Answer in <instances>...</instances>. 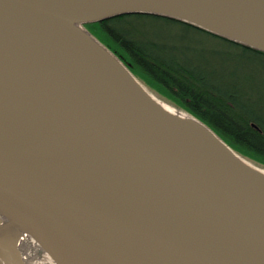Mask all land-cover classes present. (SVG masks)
I'll return each instance as SVG.
<instances>
[{"label": "water", "instance_id": "1", "mask_svg": "<svg viewBox=\"0 0 264 264\" xmlns=\"http://www.w3.org/2000/svg\"><path fill=\"white\" fill-rule=\"evenodd\" d=\"M134 13L264 52V0H0V264H264V170L83 27Z\"/></svg>", "mask_w": 264, "mask_h": 264}, {"label": "trees", "instance_id": "2", "mask_svg": "<svg viewBox=\"0 0 264 264\" xmlns=\"http://www.w3.org/2000/svg\"><path fill=\"white\" fill-rule=\"evenodd\" d=\"M83 27L137 80L264 165V52L159 15H116ZM189 35L202 41L186 43Z\"/></svg>", "mask_w": 264, "mask_h": 264}, {"label": "bare ground", "instance_id": "3", "mask_svg": "<svg viewBox=\"0 0 264 264\" xmlns=\"http://www.w3.org/2000/svg\"><path fill=\"white\" fill-rule=\"evenodd\" d=\"M153 97V96H152ZM158 104L165 110L171 113H179V114H184L182 112L177 111L175 108L157 100L155 97H153ZM243 160V159H242ZM246 162L245 160H243ZM248 163V162H246ZM249 164V163H248ZM16 248L21 254V258L24 264H55L52 262V260L48 257L47 254L44 252L39 251L37 248L34 246L26 243V242H18L16 243Z\"/></svg>", "mask_w": 264, "mask_h": 264}, {"label": "rangeland", "instance_id": "4", "mask_svg": "<svg viewBox=\"0 0 264 264\" xmlns=\"http://www.w3.org/2000/svg\"><path fill=\"white\" fill-rule=\"evenodd\" d=\"M95 38V37H94ZM96 39V38H95ZM194 41H202L201 39L199 40V38L198 37H194V36H191V35H189L188 36V40H185V42L186 43H191V42H194ZM192 44V43H191ZM218 78H216V77H213V76H209V79H208V82H210L211 84H213L214 86H218L220 83L218 82ZM139 81V80H138ZM140 82V81H139ZM141 83V82H140ZM143 86H144V88L153 96V97H155L157 100H159V101H161V102H163V103H165V104H167V105H169V106H171V107H173V108H175L177 111H179V112H182V113H184L182 110H180V109H178V107L177 106H175L172 102H170L168 99H166L165 98V95H162L161 93H158V92H160V91H156V90H152V89H150L146 84H144V83H141ZM184 114H187V113H184ZM188 115V114H187ZM243 160H245L246 162H248L250 165H252V166H255V167H258V168H260V169H262V170H264V165H262V164H259V163H257V162H254V161H252L251 159H249V158H247L246 156H242V155H240L239 153H237Z\"/></svg>", "mask_w": 264, "mask_h": 264}]
</instances>
